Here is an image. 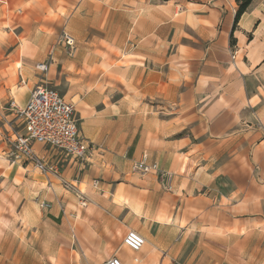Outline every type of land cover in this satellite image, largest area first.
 Wrapping results in <instances>:
<instances>
[{
    "label": "crops",
    "instance_id": "crops-1",
    "mask_svg": "<svg viewBox=\"0 0 264 264\" xmlns=\"http://www.w3.org/2000/svg\"><path fill=\"white\" fill-rule=\"evenodd\" d=\"M237 7L0 0V264H25L6 256L29 243L50 264H264V0L234 26ZM40 82L75 104L93 143L85 161L35 144L46 174L12 162L6 139L23 130L9 102ZM144 153L161 172H133Z\"/></svg>",
    "mask_w": 264,
    "mask_h": 264
},
{
    "label": "built area",
    "instance_id": "built-area-1",
    "mask_svg": "<svg viewBox=\"0 0 264 264\" xmlns=\"http://www.w3.org/2000/svg\"><path fill=\"white\" fill-rule=\"evenodd\" d=\"M66 51L73 55L76 50L75 38L66 30H62L58 38ZM234 58V55H233ZM36 68L45 74L48 63L40 62ZM9 107L21 118L23 130L12 129V134L6 139L10 143L9 157L15 163H33L42 173L54 171L53 166L47 164L40 157L35 144L58 148L66 155L79 160H86L93 143L83 135L75 104L65 99L56 89L44 82L38 83L30 92L27 103L19 106L12 99ZM133 172L139 175L159 173L157 162L152 161L148 154H142L133 162ZM163 174V173H162ZM165 188L172 189L169 182V174H163ZM97 183V181H95ZM87 200L82 198L81 204L85 205ZM47 205L46 203L42 204ZM124 243L133 251H139L145 244V238L137 231L130 230ZM138 261V258H135ZM99 264H124L119 258L112 257L101 261Z\"/></svg>",
    "mask_w": 264,
    "mask_h": 264
},
{
    "label": "rangeland",
    "instance_id": "rangeland-1",
    "mask_svg": "<svg viewBox=\"0 0 264 264\" xmlns=\"http://www.w3.org/2000/svg\"><path fill=\"white\" fill-rule=\"evenodd\" d=\"M59 91L61 92V90L59 89ZM79 117V116H78ZM99 147H103L102 148V150L103 149H107V145H105V147L104 146H99ZM58 149V148H57ZM60 150V149H59ZM62 151V150H61ZM64 153V152H63ZM38 154V153H37ZM144 154H146V153H144ZM39 155V154H38ZM71 157V156H70ZM44 160V159H43ZM76 160H79V159H76ZM45 161V160H44ZM80 161H83V160H80ZM85 161V160H84ZM126 161H128V160H123V162H122V160H119L118 162H117V166H127V165H129V163H127ZM132 161V160H131ZM46 162V161H45ZM47 164H49V165H51V166H53L51 163H48V162H46ZM26 164H28V163H26ZM113 165V164H112ZM130 166H131V163H130ZM36 167V166H35ZM53 168H54V171H55V167L53 166ZM38 169V168H37ZM39 170V169H38ZM40 171V170H39ZM41 172V171H40ZM53 172V171H52ZM49 173V172H48ZM44 174H46V173H44ZM160 177H162L163 179H164V176H163V174L161 173L160 175H159ZM79 197V196H78ZM82 198H84V197H79V200H80V202L82 201ZM44 203V202H43ZM42 203V204H43ZM41 208L42 209H44V208H48L47 207V205H41ZM12 241V243H13V240H11ZM28 242H29V240H27ZM25 247L22 249V252L24 253L23 255H22V259H21V256L18 254V255H15V251H14V249L13 248H11L10 249V251H12V253L11 254H8L7 256H6V262L7 263H15V262H17L18 260H21V262H23V263H25V264H50L51 263V260L53 259V257L52 256H47L46 254H43V253H39L38 252V250H40L41 248L40 247H36L35 245L33 246H30V243L29 244H26V245H24ZM14 251V252H13ZM231 260H233L232 258H231Z\"/></svg>",
    "mask_w": 264,
    "mask_h": 264
},
{
    "label": "trees",
    "instance_id": "trees-1",
    "mask_svg": "<svg viewBox=\"0 0 264 264\" xmlns=\"http://www.w3.org/2000/svg\"><path fill=\"white\" fill-rule=\"evenodd\" d=\"M236 2H237L238 7L235 13L234 26L237 25L241 16L249 9L253 0H236Z\"/></svg>",
    "mask_w": 264,
    "mask_h": 264
}]
</instances>
